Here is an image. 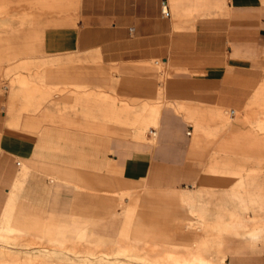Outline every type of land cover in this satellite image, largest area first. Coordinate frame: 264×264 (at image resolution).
I'll return each instance as SVG.
<instances>
[{"label": "rangeland", "instance_id": "rangeland-1", "mask_svg": "<svg viewBox=\"0 0 264 264\" xmlns=\"http://www.w3.org/2000/svg\"><path fill=\"white\" fill-rule=\"evenodd\" d=\"M78 1L0 0V97L6 102L8 123L26 130L61 127L66 113L79 115L85 110L94 115L98 100L102 103L104 159L113 161L133 149L156 147L159 115L174 97L166 91L171 76L161 60L137 64L122 73L106 69L94 56L46 52L47 32L69 25ZM224 111L223 126H248L253 133L264 134V122H255L259 115L255 108L243 118L240 111L234 115L230 108ZM226 131L204 132L203 136L211 140V146H218ZM229 146L237 147L239 141L232 140ZM253 152L254 139H242L241 154L208 155L209 161L230 162L237 169L204 170L202 183L190 186L196 199L191 205L184 202L183 208L178 202L180 189H173L165 203L144 206V181L135 186L113 181L110 186V176L117 180L120 172L106 165L101 191L71 182L68 212L14 203L0 222L1 231L13 230L0 236V264H229L228 258L245 252V246L264 242V155ZM48 180L61 188L57 177L50 175ZM139 225L190 234L145 241L131 234ZM87 228L112 241L92 247L81 235ZM17 232L24 234L17 237ZM127 242L133 250L127 245L117 248L118 243ZM153 243L173 253L176 261L167 255L153 256Z\"/></svg>", "mask_w": 264, "mask_h": 264}, {"label": "crops", "instance_id": "crops-1", "mask_svg": "<svg viewBox=\"0 0 264 264\" xmlns=\"http://www.w3.org/2000/svg\"><path fill=\"white\" fill-rule=\"evenodd\" d=\"M162 1L79 0L72 22L49 30L44 40L48 54L94 56L106 69L122 73L161 60L171 76L166 91L174 97L159 115L156 147L133 149L113 161L104 159L98 100L94 115L85 110L79 115L66 113L61 127L26 130L8 123L6 102L0 97V222L14 203L68 212L71 182L101 191L104 165L120 172L117 180L110 176V186L144 181V206L165 203L173 189H180L178 202L183 208L184 202L191 205L196 199L190 186L202 183L204 170L237 169L230 162L209 161L208 155L241 154L242 139H254L253 153L264 155V134L253 133L248 126H223L226 108L242 112L243 118L253 107L259 113L255 122H264V0H167L168 16L162 12ZM190 10L201 13H183ZM72 123L78 127L72 128ZM223 129L227 131L218 146H211L203 136ZM76 139L84 141L75 143ZM232 140H238L239 146H229ZM50 175L58 178L60 189L50 184ZM87 232L112 241L91 228L81 234ZM131 234L153 241L190 233L139 225ZM117 245L122 250L131 246L130 242ZM228 260L264 264V242L245 246V252Z\"/></svg>", "mask_w": 264, "mask_h": 264}, {"label": "bare ground", "instance_id": "bare-ground-1", "mask_svg": "<svg viewBox=\"0 0 264 264\" xmlns=\"http://www.w3.org/2000/svg\"><path fill=\"white\" fill-rule=\"evenodd\" d=\"M194 197V195H191ZM248 209V208H247ZM248 214V212H247ZM13 225V224H12ZM16 226V225H15ZM11 232L13 233V230L12 228L10 229H6L5 231H1L0 230V236H5V235H8L9 233L11 234ZM17 237H22L24 233H21V232H17L15 233ZM82 237L85 239V241H87L92 247L95 245V246H98V245H105V244H108L110 243V238H107V237H101L100 235H97V234H93V233H84V234H81ZM257 237V235H255ZM254 236V237H255ZM255 237V238H256ZM153 246L154 248L156 249L155 253L153 256H155L156 258H162L164 255H167L169 256V258H172V259H175L176 261V258L174 256L173 253H171L170 251H168L166 248L160 246V245H156L155 243H153ZM58 249V248H57ZM119 250H122L121 248L118 247ZM130 249L133 250L134 247L131 245L130 246ZM149 250V249H148ZM153 254V253H152ZM131 256V255H130ZM64 263V262H63ZM100 264H103L102 261L99 262ZM180 264L181 261H180Z\"/></svg>", "mask_w": 264, "mask_h": 264}, {"label": "built area", "instance_id": "built-area-1", "mask_svg": "<svg viewBox=\"0 0 264 264\" xmlns=\"http://www.w3.org/2000/svg\"><path fill=\"white\" fill-rule=\"evenodd\" d=\"M162 12H163L164 15H167V16H168L169 13H170V12H169V8H168V4H167V0H163V1H162ZM230 114H231V115H234V114H235V110H233V109L230 110Z\"/></svg>", "mask_w": 264, "mask_h": 264}]
</instances>
